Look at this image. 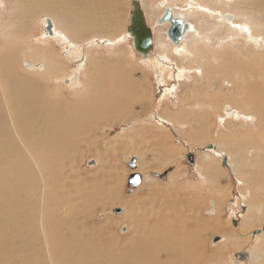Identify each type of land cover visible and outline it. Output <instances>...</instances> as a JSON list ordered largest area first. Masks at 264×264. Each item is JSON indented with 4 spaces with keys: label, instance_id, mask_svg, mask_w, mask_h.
<instances>
[{
    "label": "bare ground",
    "instance_id": "obj_1",
    "mask_svg": "<svg viewBox=\"0 0 264 264\" xmlns=\"http://www.w3.org/2000/svg\"><path fill=\"white\" fill-rule=\"evenodd\" d=\"M20 1L21 0H16L13 3L12 17L9 23V26H11L13 30L29 28L35 16L45 13L46 17L43 20V27L45 32L44 36L47 38L46 40L48 42L50 41L48 38L52 39L54 37H59L61 41H66L69 45H73L76 43L75 41H79L82 34L87 31H94L93 33L98 35H94L93 40L97 41V39H102V42L105 45L110 44V47L112 44L116 46L130 39L128 31L125 32L121 38H117L116 41L108 35L106 39L105 37L99 36L102 33H106L111 27L110 24L114 22L116 18L115 15L118 12L116 9H118L119 0H111L112 2H107L108 0H33L32 4L30 1L29 5L25 3L22 7H20ZM170 1L171 0H162L158 3V6L163 8V11L155 22H157L158 26L167 27L166 29L168 31L170 23L159 24L158 21L165 9L170 7L175 18H179L187 23L188 30L178 46L167 36L166 43L162 42L157 45V48L158 46L162 48V52L157 56L158 58H153L155 61L152 64L161 74L166 73V70L171 68L168 64L170 63V57H168V55L171 52L178 55L182 54L191 62H193L192 60H196L197 53L198 56L207 59L208 63L205 66L206 68L201 70L197 66L189 67L187 68L188 71L185 70L186 72H178V79H183L185 82H188L190 78L196 82L203 80L210 89L217 87V85L218 89H223L222 87L230 84L228 80L234 81L236 79L234 78L236 72L232 71L231 66L234 65L233 58L238 56L239 53L236 51L235 47L234 50L232 46L239 44V38H241L243 42L249 43V46H251L250 50L252 51L256 47L262 48L264 46V37L259 33V28L261 29L263 27H255V21L254 23L247 22V18L245 19L247 21L238 20L240 17L238 14L228 12L227 10L217 12V10L214 9V5L231 6L228 0H208L207 4L197 3V0H183L184 4L182 7L184 8L181 10L183 14H179L176 11V6L172 5V1ZM191 1H193V4H191ZM242 1L244 0H240L241 4ZM100 8L104 10L107 9V12L102 13V15L99 14L100 11L98 10ZM251 10L252 8H250V11ZM191 11H196V15L204 17V22H207V20L211 18L217 21L218 26L220 25L223 27L225 25L230 28L229 32H232V37H234L235 41L233 40L232 43L227 42V51H222V53H220L221 51L212 52L211 57L208 56L209 58H207V53L204 50L207 49L208 51V49H210L207 47L206 43L208 37L207 39L205 37L203 38L201 34L198 33L199 38H197L196 34L198 30L194 23L187 21L185 18H181ZM206 11L210 12V17L205 15ZM258 18L256 19L258 20ZM47 20H50L53 24V34L46 31ZM197 22H199V19ZM214 23L216 25V22ZM259 23L260 25L262 24L261 22ZM112 30L114 29L110 31ZM263 31L264 30H262V32ZM13 32L15 34L18 31ZM193 35L195 36L193 41L197 48L195 50L196 53L194 52L195 54L192 53L193 51L191 52L190 49L186 48L187 41L192 38ZM16 39L17 46L14 44L15 48L10 46L7 50H4V52H0V264H194L195 256L192 252L197 247L201 250L198 242L199 239H201L203 230L206 231V229L200 227L202 232H199V229L197 232H193V234L190 233L191 230L187 233L185 225L181 223L180 216L173 219V215L170 214L171 212L169 210L165 211V216L156 214V216L154 215L151 219H146L147 216L144 217L142 215L143 217L139 219L135 215L136 209L133 208L132 205L126 204V211L124 209L122 213L124 214V219L127 220L128 223L130 222L132 235L130 234V237H126L127 239H124L125 241L117 239L118 237H114L113 234L108 236L97 235L95 229L87 225L88 221L81 224V216H79V211L76 209L75 203L65 196V194L62 193L63 190L61 187L58 186V183L63 178L64 172H54L50 174L52 167H58L59 164V169H64L68 164V160L72 157L71 154H69L68 157H64L66 156L64 152L67 150H74L75 148V143H73V141L76 140L79 135L76 134L75 128L80 127V122H75V119H88L104 110H107L111 115H121L120 113L125 108L116 106L115 101H117L118 98H122L125 94L116 86L126 85L129 87L132 94H136L139 89L137 88V84L121 71L119 73L103 74L95 61L89 60L90 64L95 66L94 71L92 70L94 79L88 84L86 83L88 85V91L85 93L81 103L80 100L77 101L70 98L64 99L62 96L66 95L64 93H60L61 95L58 94L60 98V100H58L54 96L56 95V91H54L51 84L54 79H57L58 63L54 59H50L51 57L48 52L46 54L36 49L30 51L29 48L20 46L23 44H20L21 37H16ZM96 44H99L98 41ZM49 45L52 46L51 43H49ZM46 47L50 48L48 46ZM201 49H203V53H200ZM163 51H168L170 53H165ZM30 57L34 59V62H28V58ZM241 57L239 56V59H241ZM21 58L24 59V67H22L23 65L19 62ZM249 58H252V54H249ZM254 60L255 59H253V61ZM201 61L202 59L200 62ZM215 62H217L218 65H215ZM221 62L224 63L220 64ZM237 70L239 69L237 68ZM243 72L245 75L242 74ZM238 73L242 76L241 79H244L245 81H243L247 83V90H241V83L239 84L240 78L235 80L237 82L234 81L236 87L240 89L241 98H243V100L242 103L238 104L236 97L232 99L231 103H227L223 108L224 111L221 120L227 123L232 120H240L244 124L246 120L253 121L256 119V115L250 114L252 112L259 116H264V88L262 89L264 78L263 80H258V77H256L257 74H264V72L254 71V73L251 74L250 72H246V70H239L237 75ZM27 76H31L33 80H28ZM167 76H169L167 78L174 77L170 75L169 71L167 72ZM80 83L78 85H80ZM255 86H257L259 90L256 91L254 89ZM110 87L114 89H108L104 93L105 101L100 99L98 95H101L105 91V88ZM176 87L168 89L169 96L176 95L178 90ZM249 88H252V90H249ZM197 90L198 88L196 87L191 90L194 96L192 99L200 94L201 90L200 92ZM251 91L254 93H251ZM231 94L233 95V93ZM217 96L222 97L223 95ZM214 97L215 95H209L207 93L203 96V99H208L210 102L214 101L212 103H215ZM189 98L190 97H185L181 100L183 106ZM246 102L251 105V108L247 111L244 105ZM196 104V106L200 105L198 102H196ZM203 104L205 105V102H203ZM207 106L209 107L210 105ZM204 117L207 120L208 114L206 113ZM176 119L177 118L174 120ZM174 120L166 119V122H163V126L168 127L170 125L169 123L173 124L171 121ZM261 120H259L258 126L261 131H264V122ZM167 121L169 123H167ZM183 126L184 124H181V127ZM203 136V133L196 136L194 133L192 145L198 146L204 144L205 142H202ZM88 137L87 135V138ZM260 139L263 140L264 137ZM88 140L90 141V139ZM89 141L85 143L87 148H89L90 145ZM18 142L21 144L17 145ZM248 142L249 139H246L243 135H237L235 141L231 144L230 141L226 140L225 143L223 142V145L216 146L222 153H224L226 149L228 151L225 153L230 152L227 156L229 163L226 168L230 169L237 177V181L242 186V197L244 199L248 198L249 194V192L243 189L245 187L244 183L251 184L252 182V178H248L249 176L245 178V175L248 174L245 167L249 166L246 154L249 155L252 153L250 149L247 150V146H249ZM254 142L257 143V140H254ZM235 143L238 145V148L241 149V152H238L239 150L237 151V147L235 146V150L233 149L232 145ZM263 149H258V151L263 152ZM24 150L27 152L32 151V162L29 166V172H26L28 166L23 162L26 159L22 154ZM227 157L223 156L222 158L227 159ZM262 164H264V158L251 165L254 170H256L255 168ZM202 171L207 174V179L213 180L218 176L217 171L210 165L207 166L206 163H203ZM200 176L203 180H206V176H202L201 174ZM51 180H53L52 182L56 185L55 188L52 187ZM48 181L51 183L48 184ZM86 189L87 186L79 185L75 191V194L78 196V203L81 204L79 210L86 209V213H84L82 217L88 214L92 219L95 211L91 212V210H93L95 206L99 204L105 205L107 201L113 205L116 203V199H118L110 195L112 191L109 192L108 188V190H106L107 192H103L100 186L98 189L102 191L101 195L97 196V194L100 193L99 191H91L89 192V197L83 200L84 191ZM45 202H49V204L45 206ZM211 204H213L214 211L211 210ZM208 206L206 213L211 215L217 209L215 201H209ZM247 210V214L244 216L245 219L248 216L250 217L249 223L247 220V230L249 229L251 232L260 230L262 227L260 224L257 228L253 227L254 223L258 220L256 213L251 212L252 209L249 210L248 208ZM104 227L105 226L100 227V230ZM123 228L125 231H129V226ZM187 228L189 227L187 226ZM220 237L221 242L216 245L219 248H234L236 246V237L230 239V243L229 240L227 243H224L227 239L226 235ZM192 238L193 241L191 240ZM261 240H264V232L257 236L256 242H258V244L254 246L257 248L258 254L256 252L249 253L250 264H258L261 259H264V244L261 247ZM223 243L225 246L221 247ZM161 253H165L166 255L164 256L166 259L163 261L159 260V255ZM222 256L217 255L216 257H219V261H221L220 259L223 258Z\"/></svg>",
    "mask_w": 264,
    "mask_h": 264
},
{
    "label": "rangeland",
    "instance_id": "obj_2",
    "mask_svg": "<svg viewBox=\"0 0 264 264\" xmlns=\"http://www.w3.org/2000/svg\"><path fill=\"white\" fill-rule=\"evenodd\" d=\"M15 1L16 0H0V52H4V50H7L10 46L15 48L14 44L17 46L16 37H21L20 44H23L20 46L29 48L30 51L36 49L46 54L48 52L51 57L50 59H54L59 66L57 79H54L51 83L54 91H56V95H54L55 98L60 100L58 94L64 93L66 94L65 96L62 95L64 99L70 98L77 101L80 100L81 103L85 93L88 91L87 84L94 79L92 70L94 71L95 66L90 64L91 60L95 61L103 74L119 73L121 71L126 74L130 80L132 79L133 82L137 84V88H139L136 94H132L128 86H116L125 94L122 98H118V100L115 101L116 106L125 108L120 113L121 115H111L107 110H104L88 119H75V122H80V127L75 128L76 134H79L76 140L73 141V143H75V148L74 150H67L64 152V154H66L64 157H68L69 154H71L72 157L68 160V164L64 169H59L60 164L58 167L54 166L51 169L50 174L54 172H64L63 178L58 183V186L63 190L62 193L75 203L76 209L79 211V216H81V224L88 221L87 225L95 229L97 235L108 236L113 234L114 237H118L117 239L125 241L127 239L126 237L132 235L130 222L128 223V221L124 219L123 213L121 215H115L112 210L120 208L126 211V204H129L136 209L135 215L139 219L143 216H147L146 219H151L154 215L156 216V214L165 216V211L169 210L171 212L170 214L173 215V219L180 216L181 223L185 225L187 233H189L190 230V233L193 234V232H197L199 229V232H202L201 228L206 229V231L203 230L201 239H199L198 242L201 250L197 247L192 252L195 256L194 264H238L233 257L239 252L247 250L248 252L250 251V253L256 252L258 254L257 248L253 247L250 239L248 240L247 238V235L251 233V230H247L246 228L247 220L249 223L250 217L244 218L242 231H237L232 229L230 217V219L227 218V221L223 220L225 218L223 217V212L225 208L230 209L229 202L231 199H234L235 203L233 207H231V215L234 216L235 212L239 211L242 206L245 205V208H249V210L252 209L251 212H255L258 218L257 222L253 225L254 228L259 227V224L261 225L264 221V164L256 167V170H254L251 165L264 158V139H260L264 137V131H261L258 126L259 120L262 119L261 121L264 122V116H259L249 111L252 112L250 114L256 115V119L253 121L246 120L244 124L240 120H232L229 121V123L226 121L223 122L221 117L223 116V108L227 103H231L232 99L237 97V103H242L243 98H241L240 89L236 87L234 81L240 78L239 84L241 83V90H247V83L244 82V79V81L241 79L242 76L239 73L237 75V72L239 70H246V72H250L251 74H253L254 71L264 72V70H262L264 69V46L262 48L256 47L252 51L250 50V44L243 42L241 38H239V44L232 46V48L234 49L235 47L236 51L239 53L238 56L233 58L234 65L231 66L232 71L236 72L234 75L236 79L234 81L228 80L230 84L222 87L223 89H218V85L210 89L203 80L196 82L190 78L188 82H185L183 79H178L179 71L186 72L185 70L188 71L187 68L194 66L202 70L206 68L205 66L208 63L206 58L197 55L195 51L197 48L193 41V38H195L194 35L187 41L186 46L191 52L193 51L192 53H196V60H192L193 62L189 61L182 54L178 55L163 51L165 53H170L168 55V57H170V63L168 64L174 70L168 68L166 71H169L170 75L174 76L173 78H167L169 77L167 76V72L161 74L153 66L152 63L155 61L154 59L158 58L157 56L162 52V48L159 46L157 48V45L162 42L166 43L167 41V27L158 26L157 22H155L163 11V8L158 6V3L162 0H140L147 23L153 28L155 41V48L152 53L149 54L147 61L141 58L133 49L131 39L116 46L112 44V48L110 44L105 45L102 39H97L99 43L97 45V41L93 40V37L98 34H94V31L83 33L79 41L76 40V43L73 45H69L66 41H61L59 37H54L52 39L48 38V40H50L48 42L46 40L47 38L44 36L45 32L43 27V20L46 17L45 13L35 16L29 28L13 30L11 26H9V23L12 17L13 3ZM30 1L32 4L33 0H21L20 7L25 3L29 5ZM112 1L108 0L107 2ZM171 1L172 5L176 6V11L179 14H183L181 12L184 8L182 7L184 4L183 0ZM118 2V9H116L118 12L115 15L117 19L115 18L114 22L110 24L113 28L110 27L106 33L100 34V37H105L106 39L108 35L116 41L117 38H121L122 35L127 32L130 12L132 10L131 0H119ZM196 2L207 4L208 0H197ZM228 2L231 3V6L214 5V9H216L217 12L227 10L228 12L238 14L240 16L238 20L244 21L247 18L248 21L245 20L247 22L254 23L255 21V27H263L261 29L259 28V33L264 37V31L262 32V30H264V0H244L242 1L243 6L240 0H228ZM191 4H193V1H191ZM250 8H252L251 11ZM98 11H100L99 14L102 15V13L107 12V9L104 10L100 8ZM195 13L196 11H191L181 18H185L187 21L194 23L198 30L196 34L197 38H199L198 33L201 34L203 38L205 37L207 39L208 37L206 43L207 47L210 49H208V51L207 49L204 50L207 53V58L211 57L212 52L221 51L220 53H222V51H227V42L232 43L233 40L235 41L234 37H232V32H229L230 28L225 25L223 27L220 25L218 26L217 21L211 18L208 19L207 22H204V17L196 15ZM209 13V11H206L205 15L210 17ZM256 18H258V20ZM198 19L199 22H197ZM214 22H216V25ZM259 22L262 24L260 25ZM111 29L114 30L110 31ZM13 31L18 32L14 34ZM223 33L226 34L224 35ZM49 43H51L52 46H50ZM78 46L82 47L79 48ZM80 53L83 54L81 55ZM200 53H203V49L200 50ZM249 54H252V58H249ZM239 56L241 59H239ZM201 59L202 61L200 62ZM253 59L255 60L253 61ZM19 62L23 65L24 59L21 58ZM28 62H34V59L30 57L28 58ZM222 63L224 62L220 64ZM214 64L218 65L217 62ZM22 67H24V65ZM237 68L239 70H237ZM242 74L245 75L244 72ZM27 77L28 80H33L31 76ZM256 77H258V80H263L264 74H257ZM79 83L80 85H78ZM172 87L178 89L175 96H169L168 89ZM194 87L198 88V92H200V90L201 92L196 98H193V100L192 97L194 96L191 90ZM263 88L264 85L262 86V89ZM108 89L114 88H105V91L101 95H98V97L105 101L104 93ZM254 89L256 91L259 90L257 86H255ZM249 90H252V88H249ZM207 93L209 95H215V103H212L214 101L210 102L208 99H203V96ZM231 93H233V95ZM251 93L254 92L251 91ZM217 95H223L226 99L223 96L219 97ZM185 97L190 98L188 100L189 102L187 101L183 106L181 100ZM196 102L200 103V105L196 106ZM203 102H205V105ZM207 105L210 106L208 107ZM244 105L246 111L251 108V105L247 102L244 103ZM206 113L208 114L207 120L204 117ZM175 118L177 119L174 120ZM166 119L174 120L171 121L173 124L167 121L170 125L168 127L163 126V122H166ZM181 124H184V126L181 127ZM194 133L195 136L203 133L204 138L202 142L205 143L193 146L192 137ZM87 135L89 136L88 138ZM237 135H243L246 139H249L247 150L250 149L252 151L249 155L246 154L249 166L245 167L248 173L245 175V178H247V176H249L248 178H252V185L244 183L245 187L243 189L249 192L248 198L246 199L242 197L243 190L242 186L237 181V177L230 169L224 166V158L222 157H227L230 152L225 153L228 151L226 149L225 152L222 153L219 151L220 149L218 150L216 147L217 145H223V142L225 143L226 140L230 141L231 144L235 141ZM88 139H90V141ZM87 140L90 143L89 148H87L85 144L88 142ZM254 140H257V143L254 142ZM19 144L21 143L18 142L17 145ZM212 144L215 147L212 150H208L209 146ZM232 146L234 150L235 146L237 147L236 150L241 152V149L238 148L236 143ZM258 149H263V152H259ZM191 152L195 156L194 163H191L185 156ZM22 154L27 159L23 162L28 166L26 172H29V166L32 162V151L27 152L24 150ZM132 158H136L137 160L138 168L136 172L142 175L143 181L140 186L130 191L128 179L134 171H132L127 164ZM91 161H95L96 165L90 166L89 163ZM226 161L228 165V157ZM203 163H206L207 166L210 165L217 171L218 176H216L215 179H207V174L202 171ZM170 169H173V171L164 180L155 176H149L151 173L163 174ZM200 174L206 176V180H203ZM52 181L53 180H51V182ZM51 182L48 181V184ZM52 185L53 188L56 187L53 182ZM79 185L87 186V189L84 191L85 197L83 196V200L89 197V192L91 191H99L100 193L97 194L98 196L102 194V191L107 192L106 190L108 189L109 192L112 191L110 195L118 199H116V203L113 205L107 201L105 205L99 204L95 206L93 210H91V212L95 211L92 219L88 214L82 217V215L86 213V209L79 210L81 204L78 203V196L75 194L76 188ZM100 186L102 191L98 189ZM212 200L215 201L217 209L215 214L209 215L206 211L209 207L208 202ZM47 204H49V202H45L44 205L46 206ZM102 226L105 227L100 230ZM126 226H129V231L124 230L123 227ZM187 226L189 228H187ZM223 235L227 237L224 243H227L228 240L230 243V239L236 237V246L234 248L225 247L223 249L216 246L220 242L214 244L213 239L216 236ZM191 240L193 241V238ZM261 241L262 247L264 240ZM224 243L221 244V247L225 246ZM257 244L258 242H256V245ZM217 255H223V258L220 259L221 261H219V257H216ZM164 256H166L165 253H161L159 255V260H165L166 257ZM260 263L264 264V259H261L258 264Z\"/></svg>",
    "mask_w": 264,
    "mask_h": 264
},
{
    "label": "water",
    "instance_id": "obj_3",
    "mask_svg": "<svg viewBox=\"0 0 264 264\" xmlns=\"http://www.w3.org/2000/svg\"><path fill=\"white\" fill-rule=\"evenodd\" d=\"M131 12L129 17V25L127 28L128 34L130 35V39L132 41L133 49L143 58L147 60L149 54L155 48V41H154V33L153 29L148 25L147 19L145 16V12L141 6L140 0H131ZM159 24L170 23V27L167 31V37L171 39V41L178 46L185 33L188 30V25L185 21L175 18L173 15V11L170 7H167L158 21ZM53 24L50 20H47L46 31L50 34H53ZM214 148L213 145L209 146L208 150H212ZM187 159L190 162H194L192 154L187 155ZM224 166L227 167L226 159L223 160ZM90 166H95L96 162L91 161L89 163ZM127 166L134 171L133 174L129 176L128 179V186L130 187V191L136 189L143 181V177L141 174L137 173V160L136 158H132L131 161L127 164ZM168 171L164 172L163 174H156L151 173L149 176H155L161 180L167 178ZM213 206V204H211ZM113 214L121 215L122 210L120 208H115L112 210ZM217 243L216 241H213Z\"/></svg>",
    "mask_w": 264,
    "mask_h": 264
},
{
    "label": "flooded vegetation",
    "instance_id": "obj_4",
    "mask_svg": "<svg viewBox=\"0 0 264 264\" xmlns=\"http://www.w3.org/2000/svg\"><path fill=\"white\" fill-rule=\"evenodd\" d=\"M189 154H192L193 160L195 161V156L193 155V153L191 152ZM187 155L188 154H186L185 156L187 157ZM172 171H173V169L168 170L167 177L169 176V174ZM234 203H235V200L231 199L229 202L230 209L225 208V210L223 212V215H224L223 217H225L223 220L227 221V218L230 217L231 223H232V229L237 230V231L238 230L242 231L244 216H246L248 210L245 208L246 206H242V208L239 211L235 212V214H234L235 217H234L233 215H231V207H233ZM211 210L214 211L213 206H211ZM215 212H214V214H215ZM261 225H262V227L260 230H254L253 232H251L247 235V238H248V240L250 239V242H251V244H253V247L256 245L257 236L264 232V221L261 223ZM213 240L216 242H221V237L216 236ZM249 253H250V251L248 252L247 250L241 251L237 255H235L233 257V259H235L238 264H250Z\"/></svg>",
    "mask_w": 264,
    "mask_h": 264
}]
</instances>
